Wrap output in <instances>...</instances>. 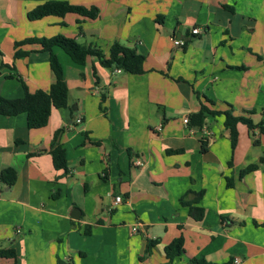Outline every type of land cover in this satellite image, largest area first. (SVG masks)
<instances>
[{
    "label": "crops",
    "instance_id": "1",
    "mask_svg": "<svg viewBox=\"0 0 264 264\" xmlns=\"http://www.w3.org/2000/svg\"><path fill=\"white\" fill-rule=\"evenodd\" d=\"M47 1L0 0V97H23L22 82L32 92L56 82L40 43L15 56L28 38L61 34L106 55L119 41L145 56V72L106 67L96 55L79 65L54 46L68 106L42 128H30L26 113L0 114V173H18L12 186L0 180V249L17 253L0 264H264V134L239 123L233 148L224 114L207 113L202 128L184 120L202 103L263 119L264 0H59L99 16L31 20ZM59 129L66 171L51 154ZM250 164L259 167L241 178ZM201 191L196 220L181 199ZM179 236L185 252L169 262L165 246ZM149 240L158 242L141 259Z\"/></svg>",
    "mask_w": 264,
    "mask_h": 264
},
{
    "label": "trees",
    "instance_id": "2",
    "mask_svg": "<svg viewBox=\"0 0 264 264\" xmlns=\"http://www.w3.org/2000/svg\"><path fill=\"white\" fill-rule=\"evenodd\" d=\"M67 13H77L89 18H97L99 16V9L95 6L86 7L82 5H75L68 1L50 0L43 4L38 5L32 9L28 16L31 20L41 19L48 15L65 16ZM31 43H40L43 49L50 50V65L56 75V82L53 83L49 90L39 89L30 91L26 84L22 82L25 88V95L20 98H5L0 97V114L6 116H15L21 113H26L28 117V126L30 128H42L46 126L50 120L51 113L54 108H65L69 103V86L64 74V68L58 56L53 52L54 46L61 47L71 59L79 64H86L90 56H98L101 63L106 67L116 66L124 69L127 72L141 74L145 72L144 62L145 56L139 53L135 48L124 45L116 41L110 48L109 55H106L101 50L92 47L91 45L83 44L75 38L67 37L64 35H56L51 38H28L17 42L16 57L25 56L28 52L20 49V46ZM264 59V57H263ZM209 100V99H208ZM214 103L213 100H209ZM212 113L214 115H225V127L230 130L232 147L235 148L239 137L238 124L245 123L251 130L259 128L260 133L264 134V113L263 119L255 123L252 118L246 116H237L233 113L232 107L225 111L212 110L206 104L202 103L201 109L190 116L189 123L194 127L202 128L205 124L206 114ZM62 130L56 131L52 143L51 154L53 163L57 169H68V160L66 149L57 143L58 136ZM259 143V140H256ZM207 139H203L202 148L203 152L207 151ZM261 164L264 166V155L260 158ZM258 164H250L241 171V178L247 173L257 169ZM17 170L13 167H5L0 173L1 182L12 186L17 180ZM234 185L228 178V186ZM192 191H189V193ZM188 193V194H189ZM204 192H198L192 200H186L185 197L181 199L184 205L189 206L190 215L196 220H202L204 217V208L196 205L202 198ZM186 196V195H185ZM158 240H149L145 250L144 259L151 254L153 247L157 244ZM184 237L179 236L173 239L165 246L166 257L169 262H172L176 257L181 256L185 252ZM0 257L16 258L17 253L13 249H0ZM189 264H232V262L216 263L210 262L205 258H191Z\"/></svg>",
    "mask_w": 264,
    "mask_h": 264
},
{
    "label": "built area",
    "instance_id": "3",
    "mask_svg": "<svg viewBox=\"0 0 264 264\" xmlns=\"http://www.w3.org/2000/svg\"><path fill=\"white\" fill-rule=\"evenodd\" d=\"M201 32V29L198 28V27H195L193 30H192V33L193 34H197V33H200ZM173 43L175 46H184L185 45V41L184 40H181V39H173ZM82 117H78L77 118V122H82ZM185 122L188 123L189 122V117H186L185 119ZM137 164H142V162L140 160H137ZM122 201V197L121 196H117L116 199H115V202L116 203H119ZM134 231H136V227L133 228ZM19 231V230H18Z\"/></svg>",
    "mask_w": 264,
    "mask_h": 264
},
{
    "label": "water",
    "instance_id": "4",
    "mask_svg": "<svg viewBox=\"0 0 264 264\" xmlns=\"http://www.w3.org/2000/svg\"><path fill=\"white\" fill-rule=\"evenodd\" d=\"M73 217H74V215H73Z\"/></svg>",
    "mask_w": 264,
    "mask_h": 264
}]
</instances>
